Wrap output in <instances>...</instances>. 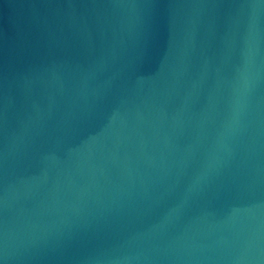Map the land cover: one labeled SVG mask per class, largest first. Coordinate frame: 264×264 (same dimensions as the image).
Here are the masks:
<instances>
[{"label": "water", "instance_id": "95a60500", "mask_svg": "<svg viewBox=\"0 0 264 264\" xmlns=\"http://www.w3.org/2000/svg\"><path fill=\"white\" fill-rule=\"evenodd\" d=\"M0 264H264V0H0Z\"/></svg>", "mask_w": 264, "mask_h": 264}]
</instances>
